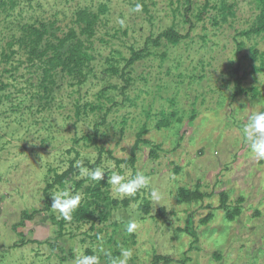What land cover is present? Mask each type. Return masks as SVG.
<instances>
[{
	"label": "rangeland",
	"instance_id": "obj_1",
	"mask_svg": "<svg viewBox=\"0 0 264 264\" xmlns=\"http://www.w3.org/2000/svg\"><path fill=\"white\" fill-rule=\"evenodd\" d=\"M192 3L190 36L173 45L153 40L172 26L188 32L186 0H0V264H74L88 248L108 264L104 252L118 256L121 247L132 250L129 264H152L154 254L170 257L171 264H264V160L253 158L242 136L248 116L264 110V34L241 35L256 25L257 2ZM137 4L141 11H134ZM81 10L99 17L92 36L76 22ZM30 25L45 29L39 42L26 30ZM70 29L83 41L81 73L58 68L51 73L53 82H46L50 46ZM252 47L261 53L255 61ZM133 52L141 56L127 67ZM238 62L249 72L244 87H255L258 96L232 100ZM170 113L177 118L158 128L162 114ZM144 125L149 131L144 138L157 146L156 157L142 144L134 165L119 163L130 156ZM77 161L104 168L103 179L91 181L78 169L55 184V176ZM113 171H141L149 186L134 198L120 199L108 185ZM196 184L213 196L179 201L178 189L193 190ZM69 186L82 196L79 207L96 203V215L109 212L108 220H96L93 227L91 221L65 220L61 237L62 217L51 207V194ZM151 189L159 201L151 199ZM100 191L94 200L92 194ZM221 191H227L230 208L244 198L233 221L218 209ZM125 199L128 207L112 205ZM146 202L148 214L140 208ZM34 210L41 213L19 224L25 211ZM209 213L212 219L202 224ZM130 219L138 224L131 234L125 231ZM188 225L196 243L183 231Z\"/></svg>",
	"mask_w": 264,
	"mask_h": 264
},
{
	"label": "trees",
	"instance_id": "obj_2",
	"mask_svg": "<svg viewBox=\"0 0 264 264\" xmlns=\"http://www.w3.org/2000/svg\"><path fill=\"white\" fill-rule=\"evenodd\" d=\"M256 2H257V8L259 10V14H258L257 19H256L257 20L256 25L253 28H250V29H247V30L241 32V35L244 37H250L251 35L264 34V0H256ZM192 4H193L192 0H186L185 17L190 24L188 32L186 34H180L172 26L171 28L161 32L153 40V42L155 44H158L160 42V40L165 39L166 41L170 42L171 44L177 45L179 42H181L182 40H185L186 38H188L190 36V33H191L193 26H194L193 23H191V21L189 19V14L192 11ZM206 8L207 7L205 6L204 9L201 11L200 15L198 16V19L200 21L203 20L204 16L207 14ZM224 8L227 9L228 7L224 6ZM103 9H105V7ZM103 9H102V11H104ZM225 15H223V17H225ZM98 18H99L98 15L95 13L92 14V13L87 12L86 10H81L77 13L76 22L78 24L84 25V27L82 28V32H88L89 36H92V28L94 27ZM26 30L30 34H34L36 36L37 42H39L42 39V37L45 33V29L43 27L37 28V27L31 26V25L27 26ZM76 36H77L76 32L73 29H70L69 32L67 33V35L59 40L57 45H51L50 46L52 48L53 55H52V57H50L48 59L49 68L45 69V72H44V78H45L46 82H50V83L53 82L50 80L51 73L53 72V70L58 69V68H62L63 71H68L69 73H72L75 71L77 73H81V66H82L83 56H84L83 41L81 39H77ZM75 39H77L76 42L71 43V40H75ZM238 47H239V49L242 48V44L240 42L238 43ZM250 51H251V58L253 61H255L261 55V53L256 48L252 47L250 49ZM140 54H141L140 52H133V54L130 57V59L128 60L126 66L129 67L130 65H132L141 56ZM261 66L264 67L263 61L261 63ZM250 72H252V71H250ZM248 74H249V72L243 71L241 69V64H240V62H238L232 71L233 90H234L232 93V100H235L238 97L249 94V93H251L253 96L259 95V92L255 87H250V88L244 87L243 84H244ZM125 81L127 83L125 88H127V86L129 85V80L125 79ZM175 118H177L176 113H170L169 116L162 114V118L157 122L156 126L158 128L169 127L171 125V120L175 119ZM192 119H194V117H192ZM176 120H178V119H176ZM148 133H149V131H148L146 125H144L136 133V140L130 149V156L127 159H120V160H118V162L134 165L137 161V151L140 149V145H142V144L149 146V154L151 157H156L157 146L154 143H152L151 141L144 138ZM98 135H99V130H98V125H96L95 130H94L95 140L98 138ZM99 161L100 160L98 159V163H99ZM95 166H96L95 164L91 165L92 168ZM78 169L79 168L73 166V164H72L69 167V169L66 170L63 174L55 176V184L61 183L66 176L70 175L74 171H77ZM55 184L53 183V184L47 186L46 191H45L46 198L48 197V194H47L48 190L53 188V186ZM79 186H80V183H76V187L78 188ZM101 193L102 192L100 191L98 193V195L92 194V195H94V196H92L94 198V200L99 199V197L101 196L100 195ZM211 196H213V193L211 194V193L201 192L199 184H196L193 190L187 189L184 187H180L178 189V192H177V198L179 199V201H181L183 203L201 202L204 199L209 198ZM218 197H219V202H220L218 209L225 210V217L228 221H233L235 218H237L239 215H241L242 204L244 202L243 197H239L236 201V205L232 208H230V206H229L230 197H229L227 191H221L218 194ZM105 198L106 197H104L103 199H105ZM120 204L124 207H128L129 206V199H125L121 203H119L117 200L112 201V205L115 207H118ZM93 205L94 204H91V202H85V204H83L82 207H79L78 209H76L73 212V214H72L73 220L76 222H80V223L82 221H91L92 227L94 226L93 222L96 220H98L102 223L107 221L110 213L104 211V212L99 213V216H97L96 215V209H95L96 203H95L94 207H93ZM48 208H49V205L46 204L45 208L42 211H47ZM140 208L142 209V212L144 214L149 213L150 206H149L148 202L141 205ZM164 212L165 211L163 208L159 209L157 211V216L163 217ZM39 213H41V210H37V211L34 210L32 213H29V211H25L22 215V219L19 222V224L22 225L24 223L25 219H30V220L33 219V217L35 215H38ZM211 219H212V214L209 213L208 215H206L201 220V223L206 224ZM52 220H53V222H55L54 219H52ZM191 220H190V223H191ZM59 223H60V229H61L60 230V232H61L60 236L62 237L64 235L63 230L65 229V220L63 218H61ZM183 231H185L186 233H188L190 236H192L194 238V243H196L198 241L197 236H196L192 226L188 225L187 227H185L183 229ZM94 237L97 238L96 235H94ZM94 252H95V249H90V248L86 249L87 255L94 254ZM214 257L219 258V254L215 253ZM151 262H152V264H160V263L171 264V263H173V261H171L170 257L162 256V255H158V254L153 255ZM178 263L179 264H186V261L181 260V261H178Z\"/></svg>",
	"mask_w": 264,
	"mask_h": 264
},
{
	"label": "clouds",
	"instance_id": "obj_3",
	"mask_svg": "<svg viewBox=\"0 0 264 264\" xmlns=\"http://www.w3.org/2000/svg\"><path fill=\"white\" fill-rule=\"evenodd\" d=\"M134 11H141V5L137 4ZM121 25L123 20L118 21ZM242 136L246 141L251 154L256 160H264V110L253 111L245 120L242 128ZM76 167L80 170V176H87L91 181H100L103 179L105 169L102 167H95L89 169L84 167L83 161H77ZM150 183V178L141 171L135 173L126 172L121 174L119 171H113L109 176L108 185H111L120 199L134 198L142 189H147ZM51 207L56 210L60 217L66 221L72 219V213L80 206L82 196L79 192L74 191L71 186L60 189L51 194ZM150 197L154 201L160 200V195L156 189H151ZM138 224L135 219H130L125 231L129 234L135 232ZM98 241H103L102 236H97ZM101 252H104L101 248ZM132 250L129 248H120L118 256H111L110 253L104 252L108 256V264H129L132 257ZM74 264H101V257L99 254H83L79 253L76 256Z\"/></svg>",
	"mask_w": 264,
	"mask_h": 264
}]
</instances>
